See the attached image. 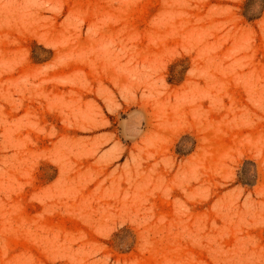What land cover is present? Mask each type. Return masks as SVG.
<instances>
[{
  "label": "rangeland",
  "instance_id": "374dc122",
  "mask_svg": "<svg viewBox=\"0 0 264 264\" xmlns=\"http://www.w3.org/2000/svg\"><path fill=\"white\" fill-rule=\"evenodd\" d=\"M0 264H264V0H0Z\"/></svg>",
  "mask_w": 264,
  "mask_h": 264
},
{
  "label": "bare ground",
  "instance_id": "6f19581e",
  "mask_svg": "<svg viewBox=\"0 0 264 264\" xmlns=\"http://www.w3.org/2000/svg\"><path fill=\"white\" fill-rule=\"evenodd\" d=\"M128 81H131V80H128ZM124 83H126V82L124 81ZM122 84H123V83H122ZM127 84H128V83H127ZM127 84H126V85H127ZM132 86H133V85H132ZM119 87H121V86H119ZM128 87H129V86H128ZM121 88H122V87H121ZM121 88H120V89H121ZM124 89H126V88L124 87ZM129 90H130V89H129ZM121 93H122V92H121Z\"/></svg>",
  "mask_w": 264,
  "mask_h": 264
}]
</instances>
